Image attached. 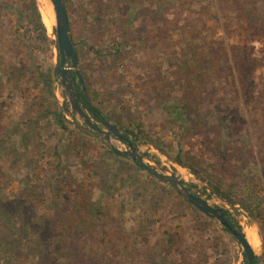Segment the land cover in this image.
<instances>
[{
    "label": "rangeland",
    "instance_id": "374dc122",
    "mask_svg": "<svg viewBox=\"0 0 264 264\" xmlns=\"http://www.w3.org/2000/svg\"><path fill=\"white\" fill-rule=\"evenodd\" d=\"M64 6L85 88L76 79L73 90L100 116L80 101L90 121L115 126L138 161L228 212L244 236L254 230L264 264V0ZM54 32L49 0H0V264H246L218 221L109 155L127 147L115 135L77 129ZM173 102L191 121L169 114Z\"/></svg>",
    "mask_w": 264,
    "mask_h": 264
},
{
    "label": "water",
    "instance_id": "95a60500",
    "mask_svg": "<svg viewBox=\"0 0 264 264\" xmlns=\"http://www.w3.org/2000/svg\"><path fill=\"white\" fill-rule=\"evenodd\" d=\"M53 6L54 16H55V32H56V42L58 46V54L60 57L59 65L56 69V73L60 76V84L66 92L68 102L70 104L72 115L75 117L78 115L86 125L85 127L74 123L77 129L84 132L91 137H96L100 140L109 141V135L113 134L117 140L121 143L127 145L125 151H121L116 147L111 146L110 150L120 158H129L131 161L136 163L138 167L148 173L150 176L154 177L156 180L163 184H169L173 189L181 195L185 201L196 208L198 211L203 213L210 219L218 221L223 228L227 229L229 233L237 240L239 245L242 247L243 255L246 260V264H255V255L253 249L246 240L243 233L239 232L237 229H232L224 216V212L221 209H215L210 207L207 202L201 199L198 195L191 193L183 182H181L175 175L166 174L163 170H157L150 166H145L140 160L137 149L132 146L129 139L122 137L119 130L105 121L104 119H99V123L106 131L101 130L98 125L93 124L88 118L85 111L80 105L82 101L83 106L91 115L96 116V110L91 106V104L86 101V98H79L73 90V83L78 80V83L82 86V94H84V85L79 71L77 70V56L70 39L69 34V21L65 10V6L62 0H49ZM69 64V65H68Z\"/></svg>",
    "mask_w": 264,
    "mask_h": 264
},
{
    "label": "trees",
    "instance_id": "16d2710c",
    "mask_svg": "<svg viewBox=\"0 0 264 264\" xmlns=\"http://www.w3.org/2000/svg\"><path fill=\"white\" fill-rule=\"evenodd\" d=\"M63 1V4H64V0ZM39 28L41 30H44V27L42 24L39 23ZM54 35L56 37V32H54ZM71 38V37H70ZM53 44L54 46L58 49V46H57V42L56 41H53ZM79 87L81 86L80 84L78 85ZM78 87V88H79ZM74 90H76L74 88ZM167 106H169L170 108V111H169V114L170 115H175L178 120L179 118L180 119H183L184 118V115L186 117L187 120H190L191 121V116L192 114L191 113H184V109L176 102H173V103H169ZM56 116V121H57V124L60 125V127L64 130L66 129V126L64 124V122L66 121L63 114H60V116L57 117ZM220 116V114L218 115V117ZM98 117L100 118L99 116V113L97 112V119ZM229 118L233 119L234 118V114L233 112H227V115L225 117H221L219 120L222 122H225L227 121ZM193 121V120H192ZM109 152V155L111 156H114L115 158H119L118 156H116L111 150L108 151ZM210 184H212V192L214 195L220 197L221 199H224V200H227V202L231 205V206H234L235 202L233 200L232 197H230L224 190L223 188L219 185L218 181L216 179H212V181H210ZM190 207H192V209H194L196 212H199L196 208H194L193 206L190 205ZM224 216L226 218V220L228 221L230 227L232 229H237L239 232H241V228L240 226L238 225V223L236 221H234L232 218H230V215L228 212H224ZM223 230L227 233H229V231L225 228H223ZM170 242V241H169ZM256 260V258H255Z\"/></svg>",
    "mask_w": 264,
    "mask_h": 264
},
{
    "label": "bare ground",
    "instance_id": "6f19581e",
    "mask_svg": "<svg viewBox=\"0 0 264 264\" xmlns=\"http://www.w3.org/2000/svg\"><path fill=\"white\" fill-rule=\"evenodd\" d=\"M246 237V236H245ZM251 241V243L252 242H256L257 241V236H256V233H255V231L254 230H250L249 231V233H248V235H247V237H246V240H247V242L249 243V241H248V239ZM249 245L251 246V244L249 243ZM251 248H252V246H251ZM253 249V248H252Z\"/></svg>",
    "mask_w": 264,
    "mask_h": 264
},
{
    "label": "flooded vegetation",
    "instance_id": "af4514ba",
    "mask_svg": "<svg viewBox=\"0 0 264 264\" xmlns=\"http://www.w3.org/2000/svg\"><path fill=\"white\" fill-rule=\"evenodd\" d=\"M141 169V168H140Z\"/></svg>",
    "mask_w": 264,
    "mask_h": 264
}]
</instances>
